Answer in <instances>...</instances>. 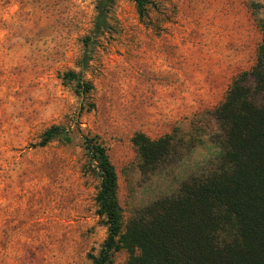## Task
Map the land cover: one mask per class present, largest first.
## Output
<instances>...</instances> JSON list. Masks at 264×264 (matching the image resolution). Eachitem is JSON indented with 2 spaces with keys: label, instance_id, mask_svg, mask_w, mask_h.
Here are the masks:
<instances>
[{
  "label": "rangeland",
  "instance_id": "1",
  "mask_svg": "<svg viewBox=\"0 0 264 264\" xmlns=\"http://www.w3.org/2000/svg\"><path fill=\"white\" fill-rule=\"evenodd\" d=\"M139 18L113 0L109 30L83 72L81 38L94 0H0V264H87L106 235L82 136H95L116 174L122 226L217 153L209 112L254 62L264 0H153ZM51 126L66 129L44 146ZM134 132L178 139L154 172L138 170ZM189 146V147H188ZM124 250L110 264H127Z\"/></svg>",
  "mask_w": 264,
  "mask_h": 264
},
{
  "label": "trees",
  "instance_id": "2",
  "mask_svg": "<svg viewBox=\"0 0 264 264\" xmlns=\"http://www.w3.org/2000/svg\"><path fill=\"white\" fill-rule=\"evenodd\" d=\"M139 18L156 11L153 0H130ZM113 0H94V17L80 40L78 70L62 73L80 95L92 89L83 78L98 39L109 30ZM253 64L238 72L222 99L209 112L215 132L209 135L218 151L200 163L171 194L159 196L122 226L117 202L116 174L106 150L95 136H82L87 164L96 173L97 214L104 218L106 235L87 264H110L124 250L127 264H264V22ZM60 136L59 126L45 129L38 141L44 146ZM131 143L139 157L138 170L146 175L168 160L176 138H150L134 132ZM189 147V146H188Z\"/></svg>",
  "mask_w": 264,
  "mask_h": 264
}]
</instances>
